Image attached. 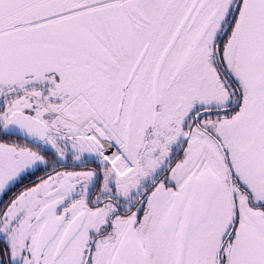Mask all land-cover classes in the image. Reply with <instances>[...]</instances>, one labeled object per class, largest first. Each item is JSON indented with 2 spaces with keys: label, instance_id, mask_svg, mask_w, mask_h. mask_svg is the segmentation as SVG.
<instances>
[{
  "label": "snow or ice",
  "instance_id": "obj_1",
  "mask_svg": "<svg viewBox=\"0 0 264 264\" xmlns=\"http://www.w3.org/2000/svg\"><path fill=\"white\" fill-rule=\"evenodd\" d=\"M0 264H264V0H0Z\"/></svg>",
  "mask_w": 264,
  "mask_h": 264
}]
</instances>
